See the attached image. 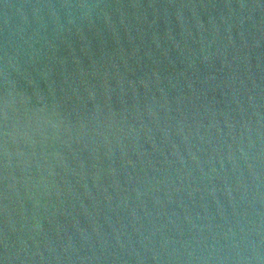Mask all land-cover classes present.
<instances>
[{
    "label": "water",
    "instance_id": "obj_1",
    "mask_svg": "<svg viewBox=\"0 0 264 264\" xmlns=\"http://www.w3.org/2000/svg\"><path fill=\"white\" fill-rule=\"evenodd\" d=\"M0 264H264V0H0Z\"/></svg>",
    "mask_w": 264,
    "mask_h": 264
}]
</instances>
